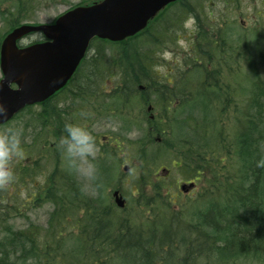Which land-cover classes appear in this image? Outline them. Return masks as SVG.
<instances>
[{"label":"rangeland","instance_id":"obj_1","mask_svg":"<svg viewBox=\"0 0 264 264\" xmlns=\"http://www.w3.org/2000/svg\"><path fill=\"white\" fill-rule=\"evenodd\" d=\"M20 1L22 4L25 2V0ZM98 1L100 0H33L32 5L30 1L28 4L25 2L27 5L22 6L21 9L26 8L24 13L28 12L27 21L20 25L51 24L68 10ZM21 3L16 4L14 0H0V32H3V37L8 33L5 32L8 27V16L5 15L7 9L15 11ZM207 14H210L209 22L204 20ZM202 15L204 24L206 22L211 24L210 27L213 29L216 27L223 31L225 49L229 45L237 48L232 51L234 59L227 58V50H224L226 67L220 66L219 73L222 74L221 80L232 85L233 88L240 89L236 91V94L243 96L244 91L249 87L246 74L249 71L244 57L249 55L247 49L257 44V39L261 37L260 31L253 32V30L260 29L259 25L264 23V0H238L236 4L226 5L217 0H205ZM204 29L206 32L210 31L208 26H204ZM197 31L199 28L192 18L183 24V30L182 28L177 30L178 40L168 43L161 51L159 64L155 67L159 75L166 76L171 83L175 84L178 79L177 73L189 69L186 68L184 60L190 49V41L195 40ZM215 38L218 39L216 35ZM38 41L40 37L32 34L26 36L21 43L27 45ZM104 49L109 54L110 50L113 51L107 46ZM232 66L239 70L237 75L231 76ZM197 75L199 73L190 72L178 82V85L188 86L194 77H198ZM202 94L214 97L211 91L202 92ZM236 96L242 98L239 95ZM148 99L153 106L152 115L156 120V125L152 127L164 131L167 126L170 128V134L160 146L154 144V139L159 140L161 137L154 138V133L150 135L151 128L145 121V117L148 116L147 113L144 114L146 107L143 109L137 100L132 102V105H128L125 108V114L121 115L112 111L110 107L107 108L106 101L103 104L102 99L72 97L67 94V91L59 94L51 106H32L10 122L0 126V134H4L8 129H17L20 132L19 154L13 156L7 164V167L12 170L13 178L7 183H0V193L6 196V200L2 205L0 204V216H4L5 219L3 223L0 222V238L5 229L13 231L37 229L41 235L38 241H46L54 209L48 197L56 202L60 198L70 197L69 190L72 184L67 179L71 178L78 184V188L74 190L79 194L83 193L87 198H92L93 205L111 208L110 215L114 221H131L133 228L142 226L144 229L151 222L167 227L168 225L165 224L167 222L170 230L174 227L173 239L176 242L173 244L175 259L169 264H177L179 260L182 261L187 257L183 244L186 239L185 226L189 229L197 223L201 209L207 207L205 201L217 194L218 183L225 178L240 175L241 162L234 148L222 151L225 145L235 144L237 118L236 114L231 112L236 109L230 106L222 113L223 122L219 127L223 135L220 139L211 137V145L210 142L202 141L198 132H192L183 124L187 117L189 121L195 123L194 126H197V119H200L202 115L205 119L213 117L216 110H207L205 107L202 109L201 97L196 99L195 106L181 107L176 104L168 110L169 112L164 110L162 104L156 102L157 98L153 94H149ZM212 100L207 99V104L213 102ZM243 103V101L238 102V104ZM165 106L167 109L169 105L165 104ZM262 112L264 117V110ZM65 124L83 127L92 135L96 146L94 155L88 158L90 164L94 166L92 178L84 174L87 164L78 162L80 170L69 166L60 147V140L66 135ZM178 163H182L179 168L176 167ZM161 167L168 171L166 175L162 173ZM186 170L189 171L191 178H194L191 176L192 171L199 172L195 191L187 196L176 195L181 182L190 180L185 176ZM20 173L24 174L20 175ZM53 174L55 177H62L59 183L65 182L68 185L69 190L65 194L60 189L57 190L49 185L48 179ZM156 178H165L164 192L168 194L165 196L163 192V200L154 203L155 208L160 212V218L152 215L150 207L146 204V201L152 204L153 199L149 196V190L145 185L155 182ZM137 185L141 189L145 186L146 194L143 192L139 194ZM11 188L14 190L12 191ZM115 190L120 192L125 201L124 209L116 208L113 203L112 193ZM46 191L50 193L46 195ZM163 226H161L162 230ZM257 245L259 248L256 257L252 255L238 257L237 260L228 264H264V239ZM77 246L78 241L75 237L63 235L60 238L58 256L65 264H91L87 261L91 260L90 258L87 260L82 258ZM103 248V250L96 248L97 252L93 253L101 259L102 264H132L131 261L127 262L129 257L122 258L106 246ZM91 249L94 251V246H91ZM68 255L77 256V258L70 263L71 257ZM206 255L196 260L191 259V262L223 264L221 258L224 257L221 253L217 255L216 251H211ZM228 255L231 254L228 253Z\"/></svg>","mask_w":264,"mask_h":264},{"label":"trees","instance_id":"obj_2","mask_svg":"<svg viewBox=\"0 0 264 264\" xmlns=\"http://www.w3.org/2000/svg\"><path fill=\"white\" fill-rule=\"evenodd\" d=\"M29 1L32 5L33 0H25L27 4ZM204 1L178 0L171 3L157 14L143 31L122 42L111 43L93 39L67 86L39 105L51 106L59 94L67 91V94L72 97L102 99L103 104L106 101L107 108L110 107L112 111L123 115L125 108L132 105L135 100L143 109L152 106L149 103V94H153L157 98L156 102L162 104L167 112L176 104L181 107L195 106L196 99L201 97L202 109L205 107L207 110H216L213 117L205 119L202 115L200 119H197V126H194L195 123L189 121L187 117L183 124L192 132H198L202 141L210 142L211 145V137L220 139L223 135V132L220 133L221 122H223L222 113L230 106L236 109L231 112L236 114L237 118L236 146L234 143H229L223 147L222 151L234 148L241 162L240 175L225 178L218 183L217 194L205 201L207 207L201 209L197 223L189 229L185 226L186 239L183 244L187 257L182 261L179 260L180 263L177 264H195V261L191 262V259L196 260L198 257L207 256L206 254L211 251H216L217 255L221 253L224 257L221 258L223 264L237 260L238 257L244 258L248 255L256 257L259 248L257 244L264 239V117L262 112L264 110V45H262L264 23L259 25L260 29L253 30V32L260 31L261 37L256 38L257 44L248 48L249 55L244 57L249 71L246 73L248 77L244 75L247 77L249 87L241 96L236 94V91L240 89L233 88L232 85L221 80L222 74L219 73L220 66L226 67L224 50H227V58L234 59L232 51L237 48L229 45L225 49L223 31L216 27L213 29L210 27L211 24L206 22L204 24L202 20L204 19L202 15ZM217 1L226 5L236 4L238 0ZM14 2L21 3L20 0H14ZM25 2L21 3L15 11L7 9L6 33L27 21L28 12L24 13L26 8L21 9L22 6L27 5ZM191 18L196 22L199 31L196 32L195 40L190 41V49L184 60L186 68L189 69L177 73L178 79L174 84L166 76L159 75L155 67L159 64L158 59L163 48L168 43L178 40L177 30L180 28L183 30V24ZM209 19L210 14H207L204 20L209 22ZM204 26H208L210 31L206 32ZM2 33L0 32V42L3 38ZM38 36L40 37L38 42H41L42 36ZM105 46L113 51L110 50L109 54L105 51ZM190 72L199 73V75L194 77L188 86L178 85V82ZM238 72L236 67H231V76L237 75ZM207 91H211L214 97L202 94ZM207 99L215 100L207 104ZM239 101L244 103L238 104ZM165 104L169 105L167 109ZM28 109L30 108H26ZM165 111L163 112L166 113ZM146 113L145 109L144 114ZM145 121L151 128L150 135L154 133V138L161 137L160 141L154 139V144L160 146L170 134L169 126L164 131L152 127L156 125L155 118L150 120L149 116H146ZM181 164H176V167H181ZM186 171L185 176L188 178L190 173ZM192 172L191 176L198 178L199 172ZM23 174L20 173V175ZM60 179L62 177H55L53 174L48 182L50 186L60 189L65 194L69 187L65 182L59 183ZM67 181L72 184L69 190L70 197L60 198L57 202L48 197L52 206L54 205L48 227V239L38 241L41 235L37 229L25 231L5 229L0 238V264H65L58 256L60 238L65 234L75 237L82 258L84 260L90 258L91 260L87 261L91 264H102L101 259L93 253L97 252L96 248L103 250V246L122 258L129 257L127 262L131 261L132 264H166L167 262L169 264L175 259L173 255V244H176L173 239L174 227L170 230L167 222H165L167 227L151 222L147 224L146 229L142 226L133 228L131 221H114L110 215L111 208L93 205L92 198H87L83 193L79 194L74 190L78 188V184L73 179L70 178ZM145 186L153 199L152 204L146 201L147 207H150L152 215L160 218V212L155 208L154 203L163 200L164 179L156 178L155 182ZM137 187L139 194L142 192L146 194L144 187L142 189L138 185ZM11 190L14 189L11 188ZM49 193L50 191H46V195ZM164 194L168 195L166 192ZM5 200L6 196L0 193V204L2 205ZM4 220V216H0V222L3 223ZM39 243L42 244L39 245ZM91 246H94V251ZM228 253L231 255L229 256ZM68 257H71L70 263L77 258L72 255Z\"/></svg>","mask_w":264,"mask_h":264},{"label":"water","instance_id":"obj_3","mask_svg":"<svg viewBox=\"0 0 264 264\" xmlns=\"http://www.w3.org/2000/svg\"><path fill=\"white\" fill-rule=\"evenodd\" d=\"M176 1L101 0L73 8L52 24H25L13 29L0 44V126L26 107L43 103L60 91L92 39L117 43L133 37ZM31 34H41L44 41L18 47L17 43ZM113 198L122 209L125 203L118 192Z\"/></svg>","mask_w":264,"mask_h":264},{"label":"clouds","instance_id":"obj_4","mask_svg":"<svg viewBox=\"0 0 264 264\" xmlns=\"http://www.w3.org/2000/svg\"><path fill=\"white\" fill-rule=\"evenodd\" d=\"M0 115L3 112L0 111ZM64 135L60 140V147L65 154L70 167L80 170L78 162L87 164L84 174L89 178L94 175V166L88 160L96 150L92 135L83 127L75 124H65ZM20 151V132L17 129H8L0 134V183H7L13 178V173L7 167L8 162Z\"/></svg>","mask_w":264,"mask_h":264},{"label":"flooded vegetation","instance_id":"obj_5","mask_svg":"<svg viewBox=\"0 0 264 264\" xmlns=\"http://www.w3.org/2000/svg\"><path fill=\"white\" fill-rule=\"evenodd\" d=\"M163 172L168 173V171H163ZM197 181H198L197 178L190 179L189 181L184 180L183 182H181V186H179V189L176 191L178 193L176 195L187 196L190 193L194 192L195 188H196V182ZM115 191H118V190H115ZM119 194H120V192H119ZM120 196L122 197L121 194H120Z\"/></svg>","mask_w":264,"mask_h":264}]
</instances>
